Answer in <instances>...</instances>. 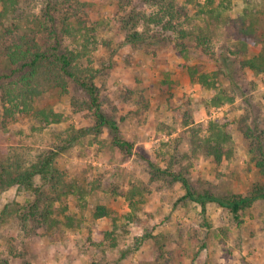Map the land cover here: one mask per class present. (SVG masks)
<instances>
[{
    "label": "rangeland",
    "instance_id": "obj_1",
    "mask_svg": "<svg viewBox=\"0 0 264 264\" xmlns=\"http://www.w3.org/2000/svg\"><path fill=\"white\" fill-rule=\"evenodd\" d=\"M46 2L29 0V6L37 15ZM59 2L58 19L70 17L72 31L93 28L102 106L133 150L116 146L107 128L95 133L91 112L76 106L84 95L71 83L67 92L54 88L38 101L62 113L59 123L40 128L24 115L4 119L0 109V166L54 151L59 169L57 180L40 186L41 194L18 185L0 191V264H264V199L239 220L217 203L204 211L179 200L182 184L158 176L148 163L183 172L197 190L218 195H246L262 181L249 147L254 136L264 138V73L243 65L247 55L236 23L248 5L261 7L264 0ZM139 13L145 22L138 29L148 38L134 45L125 37L129 19ZM182 29L204 33L182 40ZM74 35H65L70 48L80 46ZM218 95L224 100L217 105L212 99ZM224 117L233 122L234 153L216 164L199 149L198 137L210 121ZM82 129L89 130L67 142ZM39 195L36 217L15 214L27 212ZM98 205L114 214L94 218ZM48 210L55 218L51 226L42 217ZM102 230L113 232L116 247Z\"/></svg>",
    "mask_w": 264,
    "mask_h": 264
},
{
    "label": "trees",
    "instance_id": "obj_2",
    "mask_svg": "<svg viewBox=\"0 0 264 264\" xmlns=\"http://www.w3.org/2000/svg\"><path fill=\"white\" fill-rule=\"evenodd\" d=\"M60 9L59 0H47L41 13L35 15L29 6V0H0V109L4 119H16L24 115L31 118L35 126L40 128L61 122L62 113L55 110L53 106H41L38 101L54 88L67 92L71 83L84 95L83 101H77L76 106L91 112L95 121L92 128L95 133L100 134L105 128L109 129L112 132L114 144L131 153L132 144L120 136L117 121L110 117L102 106L100 87L96 83L99 70L92 55L98 48V40L93 34V28L84 26L72 31L70 17L63 16L60 20L58 19ZM143 17L139 13L136 17L132 16L129 19L133 18L132 22H129L131 26L127 27L125 39L128 43L135 45L148 38L145 37L143 31L138 29L139 24L145 22V19L141 21ZM149 20L168 23L160 16H152ZM229 20L225 21L227 25L232 22ZM236 25L238 36L243 39L240 45L242 53L247 55L243 60V65L256 73H264V5L261 7L248 5ZM172 26L169 23L164 25L165 28H173ZM203 33L204 30H201L199 35L182 29L180 38L184 40L195 36L199 39ZM72 34H76L74 35L76 38L81 37L79 47L70 48L64 44L65 35ZM199 43L206 44L205 40ZM250 43L253 44L254 49ZM250 51L254 53L249 57ZM192 74L196 75L197 71L193 70ZM201 77L203 82L208 84V75L202 74ZM223 100V97L218 95L212 99V103L218 105L223 103ZM232 124L233 122L228 117L210 121L206 133L198 137L199 149L211 157L216 164H221L233 156ZM88 130H79L67 142L78 140ZM61 148L64 150L66 146ZM56 156L57 153L53 151L39 153L34 160L12 159L4 162L0 166V191L18 185L27 191L41 194L40 186L51 184L59 178ZM249 157L253 167L261 175L262 181L254 183L246 195H218L208 190L202 192L192 185L183 172L174 171L170 167L163 169L151 160L148 163L151 170L158 176L170 177L173 182L182 184L185 192L179 200L195 202L204 211L208 203H217L239 220L257 201L264 199V138L262 135L258 134L252 138ZM172 164L171 162L170 165ZM131 194L134 195L133 191ZM41 199L39 195L27 212L19 209L15 210V214L24 220L36 217ZM50 212L51 210H48L42 215L45 224L49 226L55 220ZM113 214L114 211L111 208L98 205L93 212V217H109ZM65 217L68 219L67 223L73 219L68 214ZM100 232L105 237L111 236V240H115L111 243L112 247L117 246L112 231L102 230ZM128 252H130L129 249L123 251L122 256ZM119 260L121 258L117 261Z\"/></svg>",
    "mask_w": 264,
    "mask_h": 264
}]
</instances>
